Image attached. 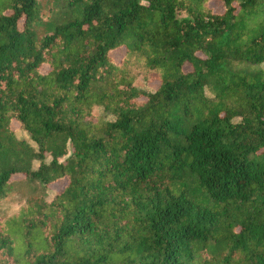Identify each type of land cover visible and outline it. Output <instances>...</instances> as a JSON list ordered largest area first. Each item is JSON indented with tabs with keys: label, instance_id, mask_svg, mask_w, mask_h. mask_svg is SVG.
<instances>
[{
	"label": "trees",
	"instance_id": "16d2710c",
	"mask_svg": "<svg viewBox=\"0 0 264 264\" xmlns=\"http://www.w3.org/2000/svg\"><path fill=\"white\" fill-rule=\"evenodd\" d=\"M16 175L0 264H264V0H0V204Z\"/></svg>",
	"mask_w": 264,
	"mask_h": 264
},
{
	"label": "rangeland",
	"instance_id": "374dc122",
	"mask_svg": "<svg viewBox=\"0 0 264 264\" xmlns=\"http://www.w3.org/2000/svg\"><path fill=\"white\" fill-rule=\"evenodd\" d=\"M210 6L214 9L215 12H222L223 7L222 4L219 1H211ZM185 12H180V16H185ZM112 56L116 61H120L125 56V47H122L118 49L117 51L112 53ZM188 69H190V66H187ZM136 85L141 88L148 91L155 90L157 84H148L145 80L142 74H140L136 79ZM96 113L99 114L101 112L100 108H97ZM13 129L20 139H26L31 144L36 145L29 137L28 133L23 130L19 124L16 121H13L12 123ZM50 158L48 159V161ZM35 168L38 167V162H35L34 164ZM12 189L10 190L7 197L1 202L0 204V218L2 220H7L10 217L14 216L16 213H18L23 205L26 203L27 197L36 192H41V188L39 185L35 182H29L25 180V177L23 175H16L14 176L12 180ZM67 183V180L63 179L58 181L57 183H54L53 185L49 186L46 189V198L48 200H52L55 197V194L61 190L65 184ZM14 241L15 245L18 251V254L21 253L22 248V233L21 231H18L14 234Z\"/></svg>",
	"mask_w": 264,
	"mask_h": 264
}]
</instances>
